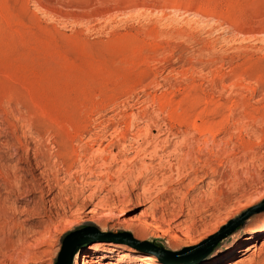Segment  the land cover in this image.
<instances>
[{"label": "rangeland", "instance_id": "rangeland-1", "mask_svg": "<svg viewBox=\"0 0 264 264\" xmlns=\"http://www.w3.org/2000/svg\"><path fill=\"white\" fill-rule=\"evenodd\" d=\"M72 233V264H264V0H0V264Z\"/></svg>", "mask_w": 264, "mask_h": 264}, {"label": "water", "instance_id": "water-1", "mask_svg": "<svg viewBox=\"0 0 264 264\" xmlns=\"http://www.w3.org/2000/svg\"><path fill=\"white\" fill-rule=\"evenodd\" d=\"M85 242L81 233H72L62 242V248L57 258L56 264H72L78 249Z\"/></svg>", "mask_w": 264, "mask_h": 264}, {"label": "bare ground", "instance_id": "bare-ground-1", "mask_svg": "<svg viewBox=\"0 0 264 264\" xmlns=\"http://www.w3.org/2000/svg\"><path fill=\"white\" fill-rule=\"evenodd\" d=\"M6 184L8 185V189H9V192H8V195H10V193H12L13 191H15V184L13 183V182H11V181H8V182H6ZM79 184V183H78ZM78 184H74L75 186L74 187H76L78 190H80V188L82 187V186H79ZM82 185V184H81ZM14 193V192H13ZM13 193H12V195H13ZM10 197H11V195H10ZM9 197V198H10ZM7 198H8V196H7ZM93 199V198H92ZM6 202H7V200H6ZM172 228V227H171ZM149 258H147V257H145V258H142V261L143 262H146L147 260H148ZM90 263H92V264H94L95 263V260H91L90 261Z\"/></svg>", "mask_w": 264, "mask_h": 264}]
</instances>
